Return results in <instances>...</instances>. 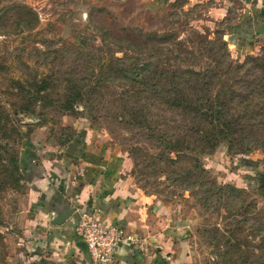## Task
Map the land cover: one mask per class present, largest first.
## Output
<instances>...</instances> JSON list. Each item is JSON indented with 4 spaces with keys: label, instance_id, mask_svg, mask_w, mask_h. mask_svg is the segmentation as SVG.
Masks as SVG:
<instances>
[{
    "label": "rangeland",
    "instance_id": "374dc122",
    "mask_svg": "<svg viewBox=\"0 0 264 264\" xmlns=\"http://www.w3.org/2000/svg\"><path fill=\"white\" fill-rule=\"evenodd\" d=\"M20 5L36 13L33 29L18 24L27 17ZM244 6L0 0V264H33L39 239L31 185L16 170L25 142L60 160L85 134L121 159L130 193L164 209L163 237L177 264H264V136H243L253 147L246 154L224 141L210 148L206 121L161 100L203 96L190 85L199 72L209 85L203 97L220 93L224 111L261 114L252 127L264 132V33L229 40ZM74 88L81 99L66 110ZM248 94L250 108L237 103Z\"/></svg>",
    "mask_w": 264,
    "mask_h": 264
},
{
    "label": "crops",
    "instance_id": "0c3cea01",
    "mask_svg": "<svg viewBox=\"0 0 264 264\" xmlns=\"http://www.w3.org/2000/svg\"><path fill=\"white\" fill-rule=\"evenodd\" d=\"M242 2L245 6L229 30V40L235 44L251 41L264 26V0ZM92 136L87 135V141L85 134V139L80 138L82 144L74 139L60 160L53 154L43 159L30 141L23 146L19 163L24 181L31 185V224L39 237L33 264H89L86 245L76 230L83 215L147 240L145 251L121 246L114 264H177L180 260L169 255L173 250L163 237L167 234L161 215L164 209L146 195L129 192L121 159L108 155ZM71 206L75 208L72 216L60 226L51 224Z\"/></svg>",
    "mask_w": 264,
    "mask_h": 264
},
{
    "label": "trees",
    "instance_id": "16d2710c",
    "mask_svg": "<svg viewBox=\"0 0 264 264\" xmlns=\"http://www.w3.org/2000/svg\"><path fill=\"white\" fill-rule=\"evenodd\" d=\"M17 8L26 12L25 14L27 16L24 17V15L21 14L19 17H16L18 24L25 28L33 29L38 24L36 13H34L25 5L17 6ZM190 75V82H192V84L190 85L198 89L199 93L197 94H201L203 96L208 94L209 85L206 82L204 75L199 72H190ZM219 77L220 71L217 70V72L211 79L218 82ZM144 84L146 85V82ZM68 89L70 90L71 88ZM78 92L77 89L76 91H73V96L69 99L66 110H72V103L76 100L81 99L80 96H82V94L80 89L78 90ZM249 94L246 97H237V103L240 105L246 104V108H250L251 100L250 98H247ZM203 96H197L194 101H184V99H182L180 96L179 98L177 96L168 97V99H165L166 97L162 96L161 100H163L162 102L168 104L169 106H179L182 104H186L189 106V112L191 113L192 119L206 121L209 125V129L205 132L203 139L210 148H214L220 142L224 141L229 145V149L232 153L246 154L247 152H249V149L253 147L247 145L246 141L244 140L246 137L243 136L255 137L251 134L256 131L261 132L260 138L264 136V132H262L258 127H252L254 125V118L262 117L261 114L251 113L250 111L247 112L246 110L242 113L232 114L227 110L224 111V103L221 102L220 93H216L212 98L210 96H208L207 98ZM230 102L233 103L232 97L230 99ZM230 102L228 101V103ZM244 125L246 127L250 125L252 128L249 127L248 130H246L247 128H245ZM260 146L264 147V143H262V145L260 144ZM16 170L17 172L21 171L19 162L17 164ZM18 174L20 176L19 178L23 179L22 173Z\"/></svg>",
    "mask_w": 264,
    "mask_h": 264
},
{
    "label": "built area",
    "instance_id": "2783aa9c",
    "mask_svg": "<svg viewBox=\"0 0 264 264\" xmlns=\"http://www.w3.org/2000/svg\"><path fill=\"white\" fill-rule=\"evenodd\" d=\"M76 230L86 245L89 264H114L115 255L123 245L136 248L138 251L146 250V244L142 239L106 224L95 216H81Z\"/></svg>",
    "mask_w": 264,
    "mask_h": 264
},
{
    "label": "water",
    "instance_id": "95a60500",
    "mask_svg": "<svg viewBox=\"0 0 264 264\" xmlns=\"http://www.w3.org/2000/svg\"><path fill=\"white\" fill-rule=\"evenodd\" d=\"M264 33V26L262 25L260 31H259V34H262ZM260 183H261V186H264V175L259 179ZM75 211V208L73 206H71V209L68 210L65 215H61L56 221L52 222L51 224L54 225V226H60L62 225L65 220H67V218H69L70 216L73 215Z\"/></svg>",
    "mask_w": 264,
    "mask_h": 264
}]
</instances>
